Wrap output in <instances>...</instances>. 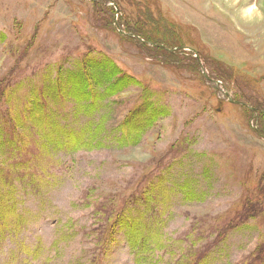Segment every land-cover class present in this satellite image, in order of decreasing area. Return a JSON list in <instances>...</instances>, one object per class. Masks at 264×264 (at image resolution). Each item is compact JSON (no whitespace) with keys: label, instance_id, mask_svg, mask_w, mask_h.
<instances>
[{"label":"rangeland","instance_id":"obj_1","mask_svg":"<svg viewBox=\"0 0 264 264\" xmlns=\"http://www.w3.org/2000/svg\"><path fill=\"white\" fill-rule=\"evenodd\" d=\"M144 4L204 57L121 40ZM91 60L126 87L105 95ZM77 72L90 98L70 94ZM35 97L59 128H31ZM142 100L154 125L118 126ZM262 118L264 0H0V264H264ZM68 131L91 147L57 145Z\"/></svg>","mask_w":264,"mask_h":264},{"label":"trees","instance_id":"obj_2","mask_svg":"<svg viewBox=\"0 0 264 264\" xmlns=\"http://www.w3.org/2000/svg\"><path fill=\"white\" fill-rule=\"evenodd\" d=\"M141 9L144 10L145 13L142 14L143 16L139 15L140 22L139 21L137 22L138 25L131 26L129 23H127L126 19L124 20L125 24L127 23L126 27L123 29L125 33H122L121 31L118 32L121 40L135 44L140 49H145L147 54H150L148 53V51H150L153 57H156L158 62L168 66L178 67V65L184 63L181 60V56L185 55L186 53H189L190 56H192L191 54H194L191 51H187L185 49L186 47L195 48L198 51L199 56L202 58L204 57L200 54L201 51L198 50L199 48L192 44L183 43L182 45L178 44L180 46H176L179 40L178 32L176 34L174 32L175 30H172L169 24L166 23L165 25L164 21L160 17L152 19L151 16L153 15L154 12L152 13L151 9L146 4L142 5ZM147 9H149L150 11ZM159 21H161L162 25L164 24L163 27L161 26ZM127 29L128 31L132 30L135 33L128 32ZM175 47L177 48L174 49ZM84 60H85L84 67L86 68V65H88L87 64L88 58L85 57ZM194 61L196 63L198 62L197 57L195 58ZM110 62L112 63V65L109 70L107 69V66L104 65L106 64L104 61L94 62V60H91L90 64L95 67L97 65L98 67H101L102 70H104L102 73H103V77L105 78L104 81H106L107 84L103 88V92H105V95L113 96L115 94L120 93L126 87V85L128 84V79H130V77L125 75L122 72V70L119 69V67L115 63H113V61ZM71 78L74 85L70 91V94L78 95L79 99L87 98V97L90 98L92 96L93 90L95 89V85H98L97 84L98 81H94L93 83H91V81H89L90 79L86 78L85 73L83 72H77L73 74ZM104 81H101L103 82L102 85H104ZM46 89L51 94H55V95L57 94L62 95L65 92V88L60 89L58 86L46 87ZM146 104L147 101L142 100L138 106H135L134 108L130 109V111L123 117V119L121 120L118 126L120 125L128 126L135 132H138V130L141 129L144 130L145 128H151L154 125V123L157 121L155 119L157 118L158 113L161 112V108H159V110L153 109L151 111L152 117H148L146 115V118L142 122V119L140 118V114L142 112L145 113L147 112ZM28 110L29 113L27 118L33 121L34 126L31 128H36L39 132L37 134L44 135L46 130H48V128L53 125L59 128V126L57 125V123L59 122L53 117L51 113L47 111V108L41 98L35 97L31 107L28 108ZM262 124H263L262 128L264 130V118H262ZM62 135L63 136H61V138L57 139V142L60 143L57 145L65 146L72 150L91 147L92 143H87L84 139H80V137L75 135L73 132L68 131ZM49 142H53V139L52 141H47V143ZM9 147L12 148L13 154H15L17 150L23 149L21 144L15 146H9ZM15 165L28 166L30 165V159L25 161H21V160L14 161L12 166ZM2 170L3 168L0 167V172ZM0 186H1L0 187V220H3L7 215L8 209L11 207V202L4 193V190L7 188V183H5V181L4 183L3 181H0ZM148 192L151 194V191ZM198 260L199 261H197L196 264H203L204 257L203 258L200 257ZM245 264H255V260H249Z\"/></svg>","mask_w":264,"mask_h":264}]
</instances>
